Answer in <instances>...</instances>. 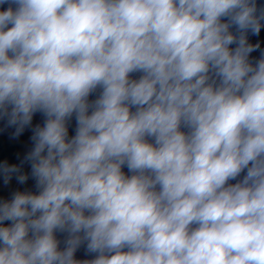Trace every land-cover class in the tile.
<instances>
[{"label": "clouds", "instance_id": "1", "mask_svg": "<svg viewBox=\"0 0 264 264\" xmlns=\"http://www.w3.org/2000/svg\"><path fill=\"white\" fill-rule=\"evenodd\" d=\"M0 264H264V0H0Z\"/></svg>", "mask_w": 264, "mask_h": 264}, {"label": "water", "instance_id": "2", "mask_svg": "<svg viewBox=\"0 0 264 264\" xmlns=\"http://www.w3.org/2000/svg\"><path fill=\"white\" fill-rule=\"evenodd\" d=\"M37 119H38V117H37ZM6 147H7V150H8L9 152H11V151H14L16 148H20V149H22V148H23V145L20 144V145H15V146H6Z\"/></svg>", "mask_w": 264, "mask_h": 264}]
</instances>
